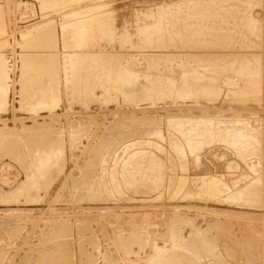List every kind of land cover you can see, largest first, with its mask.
<instances>
[{"label":"rangeland","instance_id":"obj_1","mask_svg":"<svg viewBox=\"0 0 264 264\" xmlns=\"http://www.w3.org/2000/svg\"><path fill=\"white\" fill-rule=\"evenodd\" d=\"M261 78L264 0H0V264H264Z\"/></svg>","mask_w":264,"mask_h":264},{"label":"bare ground","instance_id":"obj_2","mask_svg":"<svg viewBox=\"0 0 264 264\" xmlns=\"http://www.w3.org/2000/svg\"><path fill=\"white\" fill-rule=\"evenodd\" d=\"M56 2V1H55ZM53 3V2H52ZM55 4H57V3H55ZM52 5V4H51ZM104 21V20H103ZM101 27V26H100ZM147 27V26H146ZM105 30V29H104ZM148 30V29H147ZM146 31V30H145ZM55 32V31H54ZM147 35V34H146ZM98 53V52H97ZM87 54V53H86ZM92 54V53H91ZM100 54V53H99ZM96 55V54H95ZM93 56V55H92ZM95 57V56H94ZM97 64V63H96ZM96 64H95V67H96ZM91 65V64H90ZM246 65V64H245ZM244 66V65H243ZM242 66V67H243ZM215 67V66H214ZM237 70V69H236ZM201 72V71H200ZM252 72V71H251ZM213 74H215V73H213ZM206 75V74H205ZM204 75V76H205ZM132 76H133V74L131 75V74H129L128 72H122V74H121V77L119 78V81H121V84L123 85V86H127V85H129V84H132L133 83V79H132ZM214 77H218V72H217V74L216 75H213ZM204 78V77H203ZM209 80L210 81H206L205 82V84L203 83L202 85H200L199 87H193V88H191L189 91H188V95H193V96H196V95H198L199 97H201V98H204V99H208V100H213V99H215L216 97H218V96H220L221 95V92H222V86H220L219 84H217V82L218 81H215V79H210L209 78ZM1 81V80H0ZM250 88H252V86H249ZM234 92L236 93V96L238 97V98H244V101H246V100H249L250 98H253L252 96H253V94L251 93V94H249L248 92H246V91H244V90H242V89H240L239 91H237V90H234ZM55 94V93H54ZM2 96V94H0V105H2L3 103H4V101L2 100V98L3 97H1ZM4 96V95H3ZM46 96V95H45ZM45 96H43V97H45ZM52 97H53V95H52ZM133 97H134V94H129L128 95V98L130 99V100H133ZM41 98V97H40ZM48 98H49V96H48ZM56 98V97H55ZM4 99V98H3ZM42 100V99H41ZM256 100H258V101H260L259 99H256ZM39 101V100H38ZM49 101V100H48ZM42 102H44L43 100H42ZM43 105H44V103H43ZM51 105V104H50ZM3 106H4V104H3ZM48 106V105H47ZM5 107V106H4ZM7 107V106H6ZM43 108H45V107H43ZM41 109V108H40ZM182 120V119H181ZM202 130V129H201ZM205 131V130H204ZM209 131H210V129H209ZM211 132V131H210ZM214 133V132H213ZM198 134V133H197ZM202 134V133H201ZM205 134V133H204ZM203 134V135H204ZM232 134V133H231ZM187 135V134H186ZM199 135V134H198ZM197 135V136H198ZM235 135V134H234ZM202 136V135H201ZM206 136V135H205ZM192 137H194V136H192ZM216 137V136H215ZM219 137V136H218ZM234 137V136H233ZM251 137V136H250ZM201 138V137H200ZM203 138V137H202ZM206 138H207V136H206ZM210 138V137H209ZM235 138H236V136H235ZM204 139H205V137H204ZM229 139V138H228ZM239 139V138H238ZM199 141H200V139H198ZM213 140H214V138H213ZM236 140V139H235ZM247 140V139H246ZM250 140V139H249ZM258 140V139H257ZM191 141V140H190ZM228 141V140H227ZM241 141V140H240ZM244 141V140H243ZM210 142H212V141H210ZM249 142V141H248ZM252 142V141H251ZM250 142V143H251ZM259 142V141H258ZM230 143V142H229ZM247 143V142H246ZM249 143V144H250ZM188 144V143H187ZM234 144V143H233ZM243 144V143H242ZM256 144V143H255ZM196 145V144H195ZM237 145V144H236ZM200 146V145H199ZM243 146H245L244 144H243ZM254 146H256V145H254ZM197 147V146H196ZM195 147V148H196ZM250 148H251V146H249ZM238 148H240V147H238ZM237 148V149H238ZM241 149V148H240ZM258 149V148H257ZM247 150H249V149H247ZM251 150H253V148L251 149ZM250 150V151H251ZM256 150V149H255ZM193 151V150H192ZM246 151V150H245ZM244 151V152H245ZM258 151H259V149H258ZM183 152V151H182ZM238 153V152H237ZM241 153V152H240ZM146 154H148V153H146ZM145 154V155H146ZM131 155V154H130ZM135 155V154H134ZM139 155V154H138ZM140 155H141V153H140ZM182 155V154H181ZM133 156V155H132ZM151 156V155H150ZM242 156V155H241ZM140 157V156H139ZM142 157H143V154H142ZM153 157V156H152ZM151 157V158H152ZM132 158V157H131ZM130 159V158H129ZM156 159V157L154 158V162H158V160L156 161L155 160ZM151 160V159H150ZM124 162V161H123ZM152 162H153V160H152ZM161 162V161H160ZM125 163V162H124ZM201 163V162H200ZM128 164V163H127ZM155 164V163H154ZM158 165V164H157ZM141 166V165H140ZM145 167V166H144ZM146 168V167H145ZM155 168V167H154ZM156 169V168H155ZM162 169V168H161ZM53 169H51L50 168V170L48 171V174H47V176L45 177V178H49V177H51V174H52V171ZM143 170V169H142ZM141 170V171H142ZM151 170V169H150ZM161 171V170H160ZM144 172H145V170H144ZM151 172V171H150ZM145 174V173H144ZM141 175V174H140ZM142 175H143V173H142ZM146 175H148V174H146ZM145 176V175H144ZM154 176V175H153ZM157 177V176H156ZM148 178V177H147ZM151 178V177H150ZM156 179V178H155ZM146 181V180H145ZM152 181H153V179H152ZM154 182H155V180H154ZM141 183V182H140ZM219 183V182H218ZM115 184V183H114ZM137 184H138V182H137ZM224 184V183H223ZM182 186H183V183L181 184ZM214 185V184H213ZM134 189L135 188H137V189H139L140 191H143L145 194H149V193H151L154 189H155V186L153 185V183H151V184H142V185H137V186H135V185H131ZM120 187V186H119ZM213 187V186H212ZM219 187V186H218ZM36 189L38 190V188L36 187ZM217 189V188H216ZM227 190V189H226ZM217 191H214V193H216ZM218 192H220V191H218ZM189 193H192L191 191L189 192ZM200 231H202V230H200ZM198 232V231H197ZM200 233V232H199ZM193 235H194V233H193ZM199 236V235H198ZM196 239V238H195ZM203 239V238H202ZM200 240V239H199ZM196 241V240H195ZM210 241V240H209ZM204 243V242H203ZM188 245V244H187ZM207 247V246H206ZM191 248V247H190ZM166 248H160V247H156V249L154 248V250H156L157 251V253H158V255L160 254L161 256L162 255H164V254H166L168 251L167 250H165ZM154 254V253H153ZM154 255H156V254H154ZM157 255V256H158ZM166 257V256H165ZM151 258V257H150ZM153 258V257H152ZM164 258V257H163ZM155 259V258H154ZM158 259V258H157ZM160 259V258H159ZM162 259V258H161ZM166 259V258H165ZM164 260V259H163ZM195 260V259H194ZM154 261V260H153ZM164 261H166V260H164ZM151 262H152V260H151ZM158 261L156 260V262L154 263L153 262V264H160V263H157ZM161 262H162V260H161ZM172 262V261H171ZM164 263V262H163ZM167 263V262H166ZM193 263V262H192ZM196 263V261L194 262V264ZM162 264V263H161ZM168 264V263H167Z\"/></svg>","mask_w":264,"mask_h":264},{"label":"crops","instance_id":"obj_3","mask_svg":"<svg viewBox=\"0 0 264 264\" xmlns=\"http://www.w3.org/2000/svg\"><path fill=\"white\" fill-rule=\"evenodd\" d=\"M252 25L255 27V23L254 22H252ZM254 30V29H253ZM255 31V30H254ZM256 32V31H255ZM245 58H248V57H245ZM251 64V63H250ZM236 65H237V63H236ZM241 66H243V65H245V64H240ZM238 66V65H237ZM236 66V67H237ZM253 66H255L256 68H258L259 66L258 65H253ZM238 68H240V66L238 67ZM259 69V68H258ZM262 74H263V72H261V76H262ZM238 79H236V81H237ZM245 80V79H244ZM263 83V84H262ZM253 84L255 85V86H253L252 85V88H250L249 86L247 87L246 86V81L244 82V85L242 86V87H239V88H237L238 89V91L241 89V88H243V90L244 91H246V92H248L249 94H253V96L252 97H255L256 99H259L260 101L262 100L261 99V93L263 92L264 93V82L262 81V78H261V83H260V89H258V85H259V81H258V85H257V83H256V80L253 82ZM260 90H261V92H260Z\"/></svg>","mask_w":264,"mask_h":264}]
</instances>
